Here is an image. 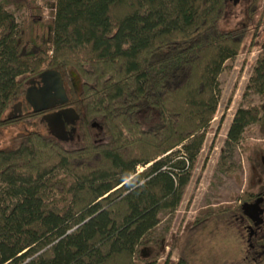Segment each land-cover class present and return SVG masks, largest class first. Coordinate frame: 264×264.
I'll list each match as a JSON object with an SVG mask.
<instances>
[{"label":"trees","instance_id":"1","mask_svg":"<svg viewBox=\"0 0 264 264\" xmlns=\"http://www.w3.org/2000/svg\"><path fill=\"white\" fill-rule=\"evenodd\" d=\"M227 4L49 0V21L20 26L0 0V132L40 116L9 113L29 81L53 70L78 116L79 141L66 147L32 122L0 145V264H156L157 253L145 258L140 248L162 242L156 228L181 201L216 110L218 76L248 37L259 50L249 87L263 103L235 111L226 145L264 115L263 21L222 28ZM34 25L47 28L46 40L33 36ZM257 155L264 152L248 159L249 185L261 194ZM248 264H264V255Z\"/></svg>","mask_w":264,"mask_h":264},{"label":"rangeland","instance_id":"2","mask_svg":"<svg viewBox=\"0 0 264 264\" xmlns=\"http://www.w3.org/2000/svg\"><path fill=\"white\" fill-rule=\"evenodd\" d=\"M6 9L18 25L33 20L49 21V0H8ZM251 0H228L221 27L228 29L262 18L258 38L264 33V0H257L254 15L249 17ZM251 20V22H250ZM31 26V24H28ZM33 36L39 42L46 40L47 28L32 26ZM249 37L239 52L224 63L218 76L219 94L213 118L204 131V140L190 172L181 201L173 213L161 215L154 238L163 237L156 248H140L145 258H154L156 264H174L182 257L185 264H248L254 256V239L246 240L247 233L240 222V205L251 201L257 193L251 189L253 173L248 159L253 152H264V115L260 122L249 125L235 145L227 146L226 132L238 108L260 107L263 100L249 87V78L258 57L257 46L249 48ZM79 90V81H76ZM28 106H25V109ZM11 111V110H10ZM9 111V112H10ZM48 135L45 120L38 118L9 126L0 132V145L16 132L26 131L28 124ZM98 130L92 136L98 139ZM77 133H75V137ZM78 138V137H77ZM66 147L79 146L76 138L62 141ZM254 150V151H253ZM260 156V157H259ZM264 156L257 155V158ZM141 171V167L136 168ZM255 175V174H254ZM264 179V178H263ZM250 183V185H249ZM252 190V195L249 192ZM199 223L196 222V220ZM251 244L252 248H249ZM258 249V248H257Z\"/></svg>","mask_w":264,"mask_h":264},{"label":"flooded vegetation","instance_id":"3","mask_svg":"<svg viewBox=\"0 0 264 264\" xmlns=\"http://www.w3.org/2000/svg\"><path fill=\"white\" fill-rule=\"evenodd\" d=\"M48 78V77H47ZM49 86H53L52 82ZM64 83V82H63ZM48 85L45 86V90L50 89ZM44 85L41 82L40 78H36L34 80L29 81L27 88H30L29 96L27 100H25L19 105L12 107V110L9 114L13 116L23 115L25 112L33 111L36 113H40V116L37 117L39 123H42L43 120L47 122L48 135L57 137L61 141L71 140L75 137L76 124L77 119H75L69 112H65V109L71 108L67 105V100L63 101V96L57 93L58 91L55 88V92L57 93L55 97L51 100H46L45 103H39L37 100L32 98V94L34 93V88H43ZM40 89V90H41ZM64 89V84H63ZM65 92V89H64ZM66 96V93H65ZM25 106H28L25 109ZM34 109V110H33ZM63 123L64 131H60L59 124ZM240 209L242 212V216L240 222L245 221V224H242V228L247 233L246 240L254 239L256 248L255 256L252 260L259 259L264 255V193L258 194L254 196V199L249 201H243L240 205ZM249 248H252L251 244L248 245Z\"/></svg>","mask_w":264,"mask_h":264},{"label":"water","instance_id":"4","mask_svg":"<svg viewBox=\"0 0 264 264\" xmlns=\"http://www.w3.org/2000/svg\"><path fill=\"white\" fill-rule=\"evenodd\" d=\"M38 78L41 79V82L43 83L44 87L42 89L41 88H34V93L32 94L33 99L35 98L37 100V102H39V103H45L46 100L53 99L55 97V95L57 93H59V95L63 96V101L67 100L66 96H65L64 89H63V81H62L61 76L58 72L53 71V70L44 71L38 76ZM50 82H52V84H53L52 87L49 86L51 84ZM46 85H48V87H50V89L45 90ZM55 88L58 91L57 93L55 92ZM29 91H30V88H27L25 91V95H24L25 100H27V98L29 96ZM19 105H20V103H17L15 105H13L12 107L19 106ZM64 111L69 112L75 119L78 118L77 114L75 113V111L72 108L65 109ZM59 129L61 132L64 131V125L62 122L59 124Z\"/></svg>","mask_w":264,"mask_h":264}]
</instances>
